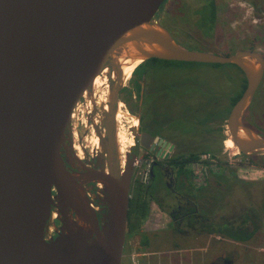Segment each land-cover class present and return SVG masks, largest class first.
Wrapping results in <instances>:
<instances>
[{
  "label": "water",
  "instance_id": "water-1",
  "mask_svg": "<svg viewBox=\"0 0 264 264\" xmlns=\"http://www.w3.org/2000/svg\"><path fill=\"white\" fill-rule=\"evenodd\" d=\"M164 1L0 0V264H121L135 146L121 164L120 57L236 65L246 85L226 131L240 153L264 152V135L243 123L263 54L182 46L155 20ZM102 74L110 79L107 139L98 134L107 171L84 166L71 148L74 107Z\"/></svg>",
  "mask_w": 264,
  "mask_h": 264
},
{
  "label": "flooded vegetation",
  "instance_id": "flooded-vegetation-1",
  "mask_svg": "<svg viewBox=\"0 0 264 264\" xmlns=\"http://www.w3.org/2000/svg\"><path fill=\"white\" fill-rule=\"evenodd\" d=\"M243 1L247 2L246 0ZM258 1L261 0H255L254 3H259ZM247 3L252 6V17H257V15H253L252 1ZM171 31L172 34L169 33L172 37L181 44L177 34L183 35L184 33L173 29ZM151 60L157 59L149 58L136 65L130 79L131 84H124L118 93L117 109L123 93L130 92L128 88H132L133 115L136 119L135 132L134 135H131L133 142L135 141V144H132L135 146L133 147L135 148V156L132 165L130 201L135 190H141V192L148 194L151 201L156 205L166 208L171 223L178 231L188 234L194 233L203 230L205 222H217L219 219L218 217L213 219L205 216L210 209L202 203V191L209 189L212 192H220L221 190V169L227 164L222 163L221 157L215 151L218 150L217 146L223 142L224 138L219 137L217 132H205L203 118L199 116V113L202 112L199 109V103L193 104L194 106L188 104L187 108L178 107L176 104L178 97L169 96L168 91H177L176 94L184 93L187 88L183 86L187 87V83L192 81L183 79V81H176L169 85L164 84L154 77V70L148 64ZM101 76H99V80L94 81L91 90L85 93L74 107L73 116H71V148L84 166L107 171V155L102 153L99 141L93 142V138L99 140L98 134H102L107 139L102 118H104L103 110L107 109L108 106L104 99L107 98L110 79L108 74ZM263 83L264 72L251 103L243 115V123L258 135H264V123L258 124L253 112L250 113L249 111L252 108L253 111L264 112L262 111L264 107ZM239 96L233 100V104ZM116 116L117 112H115V118ZM178 119H190L193 122L191 130L185 132L180 129L181 127L175 126L174 120ZM173 132L175 133L173 134ZM225 134L227 141L224 144L231 147L233 141L228 131ZM206 147L212 151H204ZM127 152L129 151L127 150ZM206 152L210 153L209 158L203 157ZM130 153L129 155H131ZM238 154L240 159H238L237 164L235 163L238 167L254 169L261 165L264 169V160L257 159V154L244 155L240 152ZM232 180L234 181L233 188L238 187L245 194L251 193L253 188L257 187L254 184L264 186V176L248 179L237 174L233 175ZM89 186L95 192L100 187L96 182H90ZM232 193L235 191L232 190ZM238 205L239 207L235 210L234 208L231 209V217H238L239 213L246 209L251 218L250 222L256 220L262 225L264 197L256 209L246 208L240 203ZM55 223L57 226L59 225L57 220ZM242 246L244 245L242 244ZM227 258L233 260V255ZM216 263L224 264V258H217L209 264Z\"/></svg>",
  "mask_w": 264,
  "mask_h": 264
},
{
  "label": "rangeland",
  "instance_id": "rangeland-1",
  "mask_svg": "<svg viewBox=\"0 0 264 264\" xmlns=\"http://www.w3.org/2000/svg\"><path fill=\"white\" fill-rule=\"evenodd\" d=\"M246 1H252L253 15H257V17H252V6L243 0H214V22L209 17V6L206 5L205 0H165L158 10L155 20L168 29L171 34L172 29L182 31L183 35L177 34L178 39L183 43L181 45L193 50L226 55L235 52L237 48H247L257 50L264 55V0L258 1L259 3H254L255 0ZM148 64L154 70V77L166 85L183 81V79L192 81L187 83V87L183 86L187 88L184 93L176 94L177 91H168L169 96L178 97L176 100L178 107L187 108L188 104L199 103L201 105H199V109L203 112V115L201 112L199 116L203 118L205 132H217L219 137L224 138L223 142L217 146L216 154L221 157L222 163L225 162L227 165L221 169L222 187L220 192L215 191L213 196L215 200L212 201L211 207L214 209L218 205L231 208L234 203L232 200L234 195L235 203L238 201L237 204L240 203L246 208L256 209L264 197V186L254 184L257 187H254L251 193L245 194L238 187L233 188L232 177L238 174L248 179H255L264 176V169L261 165L254 169L238 167L236 164L240 157L237 147L234 143H231V147L224 144L227 141L225 119L233 106V100L241 95L246 82L241 70L231 63L213 64L157 59L149 61ZM132 75L125 80L126 85L131 84ZM97 80L99 79L97 78ZM128 89L130 92L123 93L119 101L121 102L120 109L125 116L124 122L120 126L126 132L128 131L127 133L132 139L129 128L131 123H125V120L129 121L131 116H134L132 88ZM262 89L264 90V83ZM102 95L104 97V94ZM262 111H264V107ZM249 112H253L258 124L264 123V112H256L252 108ZM174 121L175 126L181 127L180 129L185 132L190 131L193 126L190 119ZM256 154L257 159L264 160V152ZM232 190L237 194H233ZM237 204L236 208L239 207ZM221 211L225 212V209ZM187 238L186 236H178V240L173 239V243H178L182 247L189 245L196 247V243ZM202 242L199 240L198 245H202ZM221 246L222 254H224L222 257L224 261L230 260V264H241V260L242 264H264V220L260 234L251 242L244 244V246L239 244L234 246V244L222 240ZM229 250L230 252H228ZM229 253L233 255V260L227 258ZM242 254L246 255V262L239 256Z\"/></svg>",
  "mask_w": 264,
  "mask_h": 264
},
{
  "label": "crops",
  "instance_id": "crops-1",
  "mask_svg": "<svg viewBox=\"0 0 264 264\" xmlns=\"http://www.w3.org/2000/svg\"><path fill=\"white\" fill-rule=\"evenodd\" d=\"M239 49L247 48H237V50ZM214 193L209 189L202 191V203L210 209L205 216L210 218H219L221 214L230 216L231 209L236 208L238 203V201L235 203L234 195L232 199L234 203L231 208L217 205L213 209L211 205ZM222 209H225V212L221 211ZM178 236L188 237V240L196 243V247L193 245L182 247L177 242L174 244L173 239L178 240ZM199 240L203 241L202 245H198ZM222 240L230 242L234 246L242 245V243L203 230L189 234L178 231L171 223L165 207L156 205L148 194L141 190H135L127 217L121 264H209L224 255L221 248ZM245 254L239 255L244 262H246L247 255ZM228 255L227 257H229ZM240 263L242 264V260Z\"/></svg>",
  "mask_w": 264,
  "mask_h": 264
},
{
  "label": "trees",
  "instance_id": "trees-1",
  "mask_svg": "<svg viewBox=\"0 0 264 264\" xmlns=\"http://www.w3.org/2000/svg\"><path fill=\"white\" fill-rule=\"evenodd\" d=\"M205 1L206 5L209 6V11L207 10L209 12V17L214 22L215 2L214 0ZM204 151H212V149L206 148ZM250 221L251 218L249 212L246 209H243L236 218L231 217V215H222L219 217L217 222H205V227L203 228V231L208 233H214L228 240H233L242 244H246L254 240L256 236L260 234L262 228V225L260 224L261 222H257L256 220L252 222Z\"/></svg>",
  "mask_w": 264,
  "mask_h": 264
},
{
  "label": "bare ground",
  "instance_id": "bare-ground-1",
  "mask_svg": "<svg viewBox=\"0 0 264 264\" xmlns=\"http://www.w3.org/2000/svg\"><path fill=\"white\" fill-rule=\"evenodd\" d=\"M140 59H131V58H127V57H120L119 62H120V66H121V71L123 74V77L125 78V80L129 79L130 76L132 75V71L134 69V67L136 65H138L140 63ZM113 76V74H112ZM102 77V76H101ZM99 79V78H98ZM104 79V77H103ZM97 80V79H96ZM95 80V81H96ZM103 81V80H102ZM100 83V82H99ZM102 84V83H101ZM103 93V92H102ZM99 95V94H98ZM107 101V98L104 99ZM126 108V107H125ZM106 109V108H105ZM127 110V109H126ZM117 116H116V121L118 124V129H117V146H118V153L120 155V162L121 164H123L124 162V158H125V153L128 149L129 146H131L133 144V140L129 137L128 135V131L126 132V130L120 126V124L123 121V118L125 117L122 113V110L120 109V104L119 107L117 109ZM128 114V113H127ZM73 116V115H72ZM130 116V115H129ZM129 118V117H128ZM125 123H131V126H134L136 123V119L134 118V116H131L130 120H125ZM72 125V124H71ZM92 130V129H91ZM75 135V134H74ZM96 137V136H95ZM95 141V143H97L99 140L97 138H93V142ZM81 146V145H80ZM97 146V145H96ZM81 151V150H80ZM237 152V151H236ZM79 158V157H78ZM56 215L55 211H53L52 213V217H54ZM50 229V228H49Z\"/></svg>",
  "mask_w": 264,
  "mask_h": 264
},
{
  "label": "built area",
  "instance_id": "built-area-1",
  "mask_svg": "<svg viewBox=\"0 0 264 264\" xmlns=\"http://www.w3.org/2000/svg\"><path fill=\"white\" fill-rule=\"evenodd\" d=\"M209 156H210V153H208V152L204 153V155H203L204 158H209Z\"/></svg>",
  "mask_w": 264,
  "mask_h": 264
}]
</instances>
